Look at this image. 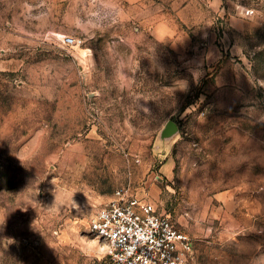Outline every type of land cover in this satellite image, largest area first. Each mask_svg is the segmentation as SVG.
<instances>
[{
	"label": "rangeland",
	"instance_id": "374dc122",
	"mask_svg": "<svg viewBox=\"0 0 264 264\" xmlns=\"http://www.w3.org/2000/svg\"><path fill=\"white\" fill-rule=\"evenodd\" d=\"M122 186L264 264V0H0V264H107Z\"/></svg>",
	"mask_w": 264,
	"mask_h": 264
},
{
	"label": "built area",
	"instance_id": "2783aa9c",
	"mask_svg": "<svg viewBox=\"0 0 264 264\" xmlns=\"http://www.w3.org/2000/svg\"><path fill=\"white\" fill-rule=\"evenodd\" d=\"M64 42L79 45L70 35ZM89 230L104 247L107 264H187L193 254L192 238L130 186L118 188L96 211Z\"/></svg>",
	"mask_w": 264,
	"mask_h": 264
},
{
	"label": "water",
	"instance_id": "95a60500",
	"mask_svg": "<svg viewBox=\"0 0 264 264\" xmlns=\"http://www.w3.org/2000/svg\"><path fill=\"white\" fill-rule=\"evenodd\" d=\"M178 132V125L175 121L169 120L162 130V137H168V136H173Z\"/></svg>",
	"mask_w": 264,
	"mask_h": 264
}]
</instances>
